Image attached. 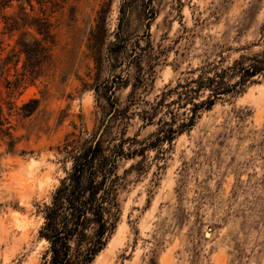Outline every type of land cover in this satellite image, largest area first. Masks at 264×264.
<instances>
[{"label":"rangeland","instance_id":"374dc122","mask_svg":"<svg viewBox=\"0 0 264 264\" xmlns=\"http://www.w3.org/2000/svg\"><path fill=\"white\" fill-rule=\"evenodd\" d=\"M0 63V264H45V208L99 142L91 264H264V0H0Z\"/></svg>","mask_w":264,"mask_h":264},{"label":"trees","instance_id":"16d2710c","mask_svg":"<svg viewBox=\"0 0 264 264\" xmlns=\"http://www.w3.org/2000/svg\"><path fill=\"white\" fill-rule=\"evenodd\" d=\"M11 1L8 0V3ZM22 45L25 48V42ZM1 71L0 63V75ZM257 73L255 69L246 70L237 85H243L247 77ZM209 81L210 86L216 84L209 97L213 99L201 105L193 104V113L209 101L210 106L213 105L218 96L225 93L224 81ZM194 83L200 89L208 88L204 86L206 83L202 78ZM195 91L191 90L190 93ZM190 121V125H193V120ZM109 161L103 154L100 142L84 148L75 156L72 172L62 181L53 194L51 204L44 211L45 222L40 237L50 244L45 264H91L104 249L116 227V220L111 214L115 163L108 165Z\"/></svg>","mask_w":264,"mask_h":264},{"label":"bare ground","instance_id":"6f19581e","mask_svg":"<svg viewBox=\"0 0 264 264\" xmlns=\"http://www.w3.org/2000/svg\"><path fill=\"white\" fill-rule=\"evenodd\" d=\"M209 236V235H208Z\"/></svg>","mask_w":264,"mask_h":264}]
</instances>
